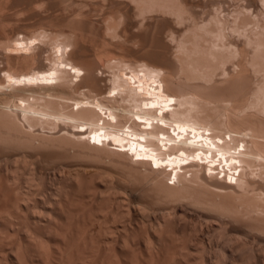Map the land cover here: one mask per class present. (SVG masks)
<instances>
[{
    "label": "bare ground",
    "instance_id": "bare-ground-1",
    "mask_svg": "<svg viewBox=\"0 0 264 264\" xmlns=\"http://www.w3.org/2000/svg\"><path fill=\"white\" fill-rule=\"evenodd\" d=\"M68 1L0 0V264H264V0Z\"/></svg>",
    "mask_w": 264,
    "mask_h": 264
},
{
    "label": "rangeland",
    "instance_id": "rangeland-1",
    "mask_svg": "<svg viewBox=\"0 0 264 264\" xmlns=\"http://www.w3.org/2000/svg\"><path fill=\"white\" fill-rule=\"evenodd\" d=\"M2 1H4V0H2ZM24 1V0H23ZM39 1V2H38ZM55 2H56V5H57V7L55 6V8H52V9H50L49 11H44L45 10V8H47V6H46V2H44V1H40V0H37V1H34L32 4H33V6H32V4H30L29 6H24L25 5V1L22 3V1L21 0H19V2H18V4L20 5V10H22V11H20V10H17V11H15V10H11V9H7L6 11L8 12V13H12V15H13V17L14 18H16L14 21H7V22H5L6 23V25L8 26V27H16L17 26V23H18V25H20L21 23L23 24V26H24V28H25V30H35V29H37V27L39 28V27H41V26H43V25H46L47 27H54L55 26V28H58V27H61V26H64L63 24H65V25H67V22H65V21H60L59 22V20H62L61 19V17L63 16V11L64 10H60L59 8L60 7H64V6H66L67 5V3L69 2L68 0H54ZM62 1V2H61ZM37 2V3H36ZM58 2V3H57ZM22 4V5H21ZM24 4V5H23ZM59 4V5H58ZM89 5V6H88ZM92 5V6H91ZM26 7L25 9H23L24 7ZM41 6V7H40ZM46 6V7H45ZM86 6H88V7H86ZM91 6V7H90ZM106 6V5H105ZM23 7V8H22ZM28 7V8H27ZM90 7V8H89ZM95 7V9H93ZM101 7V8H100ZM96 6L95 4L93 5V4H91V3H88V4H86V5H84L82 8H81V13L80 14H78L77 15V19H78V22L79 23H77L79 26H81V28H83V29H85V30H87V31H90L91 30V25L89 24L90 23V20H92V21H95V19H98L99 17H100V14H102V12L103 11H108L109 9L108 8H106V9H103V6ZM39 8V9H38ZM97 8V9H96ZM27 9V10H26ZM36 9V10H35ZM53 9H54V11H53ZM60 10V12H57V11H59ZM91 9H92V12H91ZM100 9V10H99ZM34 10V11H33ZM38 10V11H37ZM89 10V11H88ZM95 10V11H94ZM15 11V12H14ZM39 11L41 12V13H44L45 15L46 14H49V16L48 17H46V18H44L43 19V21H39V19H41L37 14L39 13ZM98 11V12H97ZM14 12V13H13ZM38 12V13H37ZM46 12H48V13H46ZM50 12V13H49ZM56 13V14H59L58 16L57 15H55L54 13ZM62 12V13H61ZM82 12H83V14H82ZM87 12V13H86ZM89 12V13H88ZM101 12V13H100ZM51 13L53 14V17L51 16ZM96 13V14H95ZM36 14V15H35ZM40 14V13H39ZM88 14H90V15H88ZM111 15V13L109 12L108 13V15ZM92 15V16H91ZM97 15V16H96ZM99 15V16H98ZM38 16V17H37ZM47 16V15H46ZM50 16H51V18H50ZM55 16V17H54ZM89 16V17H88ZM60 17V18H59ZM91 17H93L92 19H91ZM17 18H20V19H17ZM54 18V19H53ZM80 18V19H79ZM90 18V19H89ZM56 19V20H55ZM57 19H58V23L56 22L57 21ZM86 19V20H85ZM89 21H88V20ZM17 20V21H16ZM20 20V21H19ZM53 20V21H52ZM84 20V21H83ZM16 22V23H15ZM21 22V23H20ZM25 22V23H24ZM38 22V23H37ZM42 22V23H41ZM64 22V23H63ZM81 22H82V24H81ZM46 23V24H45ZM56 23V24H55ZM61 23H62V25H61ZM83 23H84V25H83ZM12 24V25H11ZM13 24H14V26H13ZM25 24V25H24ZM33 24H35V25H33ZM54 24V25H53ZM81 24V25H80ZM16 25V26H15ZM48 25H51V26H48ZM60 25V26H59ZM88 25V26H87ZM6 26V27H7ZM88 27V28H87ZM90 27V28H89ZM33 28V29H32ZM133 30H135V28H133ZM119 51H120V53H122V54H124V55H130L129 57H128V59H130V60H132L133 58H136L137 56L136 55H134V54H132L131 52H128L127 50H125V49H119ZM135 60H138V58H136ZM135 60H132V61H135ZM109 70H108V69ZM105 71L107 72V73H109L110 72V67H106V65H105Z\"/></svg>",
    "mask_w": 264,
    "mask_h": 264
}]
</instances>
